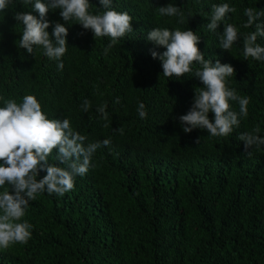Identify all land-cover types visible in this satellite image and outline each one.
<instances>
[{
    "label": "trees",
    "instance_id": "16d2710c",
    "mask_svg": "<svg viewBox=\"0 0 264 264\" xmlns=\"http://www.w3.org/2000/svg\"><path fill=\"white\" fill-rule=\"evenodd\" d=\"M89 3L91 14L105 11L99 0ZM170 3L183 17L159 14ZM223 3L236 11L210 31L213 6ZM246 8L262 11L264 0H112V10L132 17V32L107 53L109 37H94L75 19L63 21L59 9L50 10L48 21L68 30L59 61L42 48L28 54L19 47L23 25L14 16L31 12L39 18L32 4L13 0L0 11V107L4 100L21 103L33 95L49 119H69L87 137L85 146L111 141L93 154L87 174L75 177L73 190L63 196L45 192L29 202L22 219L32 225L31 239L0 249V264H264V145L246 152L239 139L257 127L264 137V61L243 54L245 36L264 24V16L244 27ZM227 24L239 39L223 50ZM154 28L191 30L206 60L234 68L227 86L250 102L229 135L183 132L187 125L179 117L203 87L194 75L200 65L193 63L182 77H164L151 52L166 49L147 40ZM47 31L51 37L52 27ZM257 43L264 47V37ZM230 103L239 113L238 102ZM104 104L107 119L97 111ZM55 156L54 149L48 163L66 167ZM6 190L11 193L8 185L0 193Z\"/></svg>",
    "mask_w": 264,
    "mask_h": 264
},
{
    "label": "clouds",
    "instance_id": "9594fccd",
    "mask_svg": "<svg viewBox=\"0 0 264 264\" xmlns=\"http://www.w3.org/2000/svg\"><path fill=\"white\" fill-rule=\"evenodd\" d=\"M112 0H99L105 11L102 14H91L89 0H23L24 4H32L39 18L31 12H18L14 19L23 25L19 39V47L32 54L34 46L43 49V54L50 60L59 61L67 51L66 37L68 30L61 23L49 22L47 14L50 10L59 9L63 21L75 19L85 30H91L94 37H109L111 42L105 53L127 33L132 32V17L127 12L111 9ZM13 0H0V11H5ZM162 16H181L180 8L173 4L157 9ZM228 3L214 5L211 20L207 27L215 31L228 13L235 12ZM247 22L244 27L264 16V10L245 9ZM183 23V19L180 21ZM52 27L51 37L47 29ZM258 37H264V24H257L256 30L244 38L243 54L256 61H264V47L257 43ZM239 39L238 31L232 24L223 28L221 45L229 50ZM147 40L155 46L166 49L158 54L151 52L153 59L159 58L164 77H182L192 72V65H200L194 75L203 87L194 92L193 103L186 115L179 117L184 133L193 129H205L211 136H227L234 126H239L240 116H247L249 97H240L235 89L227 86V78L234 76V68L229 64L213 63L206 60L197 45L200 37L191 30L170 31L167 28H154L149 31ZM63 68V63L58 64ZM239 104V113L232 110L231 103ZM117 102L119 99L117 98ZM0 107V188L10 186V191L0 193V249L7 250L15 244H27L31 239L32 225L22 218L26 214L29 202L38 194L63 196L74 189L75 177L87 174L93 154L98 148L109 146L111 141L89 143L87 137L74 131L70 120L65 118L49 119L37 98L25 95L21 103L15 99L4 100ZM83 110L88 111L90 102L85 100ZM107 104L101 105L97 111L107 119ZM141 119L146 118L145 105H138ZM213 114V120L209 119ZM107 126V125H106ZM119 131H122L120 129ZM260 129L240 135L245 151L253 146L264 145V137L257 135ZM199 139L196 141L198 143ZM56 150L55 160L66 167L48 163V157ZM250 154V153H249ZM40 172H46L37 179Z\"/></svg>",
    "mask_w": 264,
    "mask_h": 264
}]
</instances>
